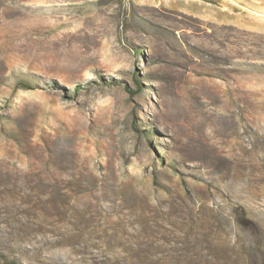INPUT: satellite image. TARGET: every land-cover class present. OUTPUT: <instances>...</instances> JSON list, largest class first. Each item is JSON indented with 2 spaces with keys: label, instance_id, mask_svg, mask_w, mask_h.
<instances>
[{
  "label": "rangeland",
  "instance_id": "374dc122",
  "mask_svg": "<svg viewBox=\"0 0 264 264\" xmlns=\"http://www.w3.org/2000/svg\"><path fill=\"white\" fill-rule=\"evenodd\" d=\"M0 264H264V0H0Z\"/></svg>",
  "mask_w": 264,
  "mask_h": 264
},
{
  "label": "crops",
  "instance_id": "0c3cea01",
  "mask_svg": "<svg viewBox=\"0 0 264 264\" xmlns=\"http://www.w3.org/2000/svg\"><path fill=\"white\" fill-rule=\"evenodd\" d=\"M249 22H250V20H249ZM252 23H255L253 20L251 21Z\"/></svg>",
  "mask_w": 264,
  "mask_h": 264
}]
</instances>
